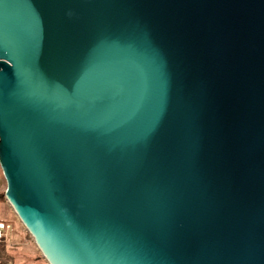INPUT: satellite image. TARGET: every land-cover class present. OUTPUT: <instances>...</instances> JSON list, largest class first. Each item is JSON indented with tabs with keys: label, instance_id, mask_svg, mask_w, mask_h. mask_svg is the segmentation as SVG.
I'll return each instance as SVG.
<instances>
[{
	"label": "water",
	"instance_id": "1",
	"mask_svg": "<svg viewBox=\"0 0 264 264\" xmlns=\"http://www.w3.org/2000/svg\"><path fill=\"white\" fill-rule=\"evenodd\" d=\"M0 172L45 264H264V0H0Z\"/></svg>",
	"mask_w": 264,
	"mask_h": 264
},
{
	"label": "rangeland",
	"instance_id": "2",
	"mask_svg": "<svg viewBox=\"0 0 264 264\" xmlns=\"http://www.w3.org/2000/svg\"><path fill=\"white\" fill-rule=\"evenodd\" d=\"M5 189L6 186L5 183H3L0 189V193L4 194ZM1 219L3 220V223L10 224L11 229L14 230L13 233L9 236V240L13 244L10 246H15L16 248L13 252V255L15 256L14 264H45L40 258L36 249L33 247L29 237L24 233L20 225L17 223V220L8 209L5 201L1 207ZM18 232L19 234H21V237L18 236Z\"/></svg>",
	"mask_w": 264,
	"mask_h": 264
},
{
	"label": "crops",
	"instance_id": "3",
	"mask_svg": "<svg viewBox=\"0 0 264 264\" xmlns=\"http://www.w3.org/2000/svg\"><path fill=\"white\" fill-rule=\"evenodd\" d=\"M0 222L3 223V220L1 219ZM7 225H9L11 229V225L10 224ZM13 231L14 230L11 229L7 232V237L0 245V264H14L15 262V256L13 255V252L15 251L16 248L15 246H10L13 244L9 240V236L13 233ZM18 236L21 237V234H19V232H18Z\"/></svg>",
	"mask_w": 264,
	"mask_h": 264
},
{
	"label": "built area",
	"instance_id": "4",
	"mask_svg": "<svg viewBox=\"0 0 264 264\" xmlns=\"http://www.w3.org/2000/svg\"><path fill=\"white\" fill-rule=\"evenodd\" d=\"M3 183H5V182H4V179H3L2 174L0 172V189H1V186L3 185ZM9 230H11L9 225L0 222V245L5 240V238L7 237V232Z\"/></svg>",
	"mask_w": 264,
	"mask_h": 264
},
{
	"label": "trees",
	"instance_id": "5",
	"mask_svg": "<svg viewBox=\"0 0 264 264\" xmlns=\"http://www.w3.org/2000/svg\"><path fill=\"white\" fill-rule=\"evenodd\" d=\"M4 203V199H3V193H0V220H1V207L2 204ZM15 222V221H14ZM18 223V222H17Z\"/></svg>",
	"mask_w": 264,
	"mask_h": 264
}]
</instances>
